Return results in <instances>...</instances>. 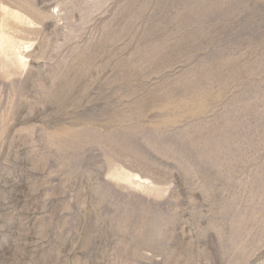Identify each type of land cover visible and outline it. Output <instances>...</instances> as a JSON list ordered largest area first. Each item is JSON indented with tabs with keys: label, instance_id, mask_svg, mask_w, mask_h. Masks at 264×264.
<instances>
[{
	"label": "rangeland",
	"instance_id": "374dc122",
	"mask_svg": "<svg viewBox=\"0 0 264 264\" xmlns=\"http://www.w3.org/2000/svg\"><path fill=\"white\" fill-rule=\"evenodd\" d=\"M0 264H264V0H0Z\"/></svg>",
	"mask_w": 264,
	"mask_h": 264
},
{
	"label": "bare ground",
	"instance_id": "6f19581e",
	"mask_svg": "<svg viewBox=\"0 0 264 264\" xmlns=\"http://www.w3.org/2000/svg\"><path fill=\"white\" fill-rule=\"evenodd\" d=\"M28 48H29V45L24 43V42H21L20 45H18V46L13 48L12 56H13L15 64L18 67L25 66V64H26V56L24 55V52L27 51ZM136 178L138 180H141V177H139L138 175H136Z\"/></svg>",
	"mask_w": 264,
	"mask_h": 264
}]
</instances>
